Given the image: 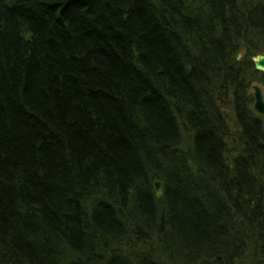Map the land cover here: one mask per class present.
Listing matches in <instances>:
<instances>
[{
    "label": "trees",
    "instance_id": "trees-1",
    "mask_svg": "<svg viewBox=\"0 0 264 264\" xmlns=\"http://www.w3.org/2000/svg\"><path fill=\"white\" fill-rule=\"evenodd\" d=\"M263 52L264 0H0V264H264Z\"/></svg>",
    "mask_w": 264,
    "mask_h": 264
},
{
    "label": "water",
    "instance_id": "water-1",
    "mask_svg": "<svg viewBox=\"0 0 264 264\" xmlns=\"http://www.w3.org/2000/svg\"><path fill=\"white\" fill-rule=\"evenodd\" d=\"M252 62L256 70L264 72V52L256 54L252 57ZM253 89V108L254 110L264 116V96L262 88L258 84L252 85ZM226 162L229 164L227 157H225ZM155 194L158 196L161 194L160 183L158 180L153 181Z\"/></svg>",
    "mask_w": 264,
    "mask_h": 264
},
{
    "label": "rangeland",
    "instance_id": "rangeland-1",
    "mask_svg": "<svg viewBox=\"0 0 264 264\" xmlns=\"http://www.w3.org/2000/svg\"><path fill=\"white\" fill-rule=\"evenodd\" d=\"M224 115H225V117H227L228 116V109H224Z\"/></svg>",
    "mask_w": 264,
    "mask_h": 264
}]
</instances>
